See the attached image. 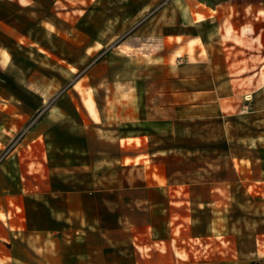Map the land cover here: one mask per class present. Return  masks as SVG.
Listing matches in <instances>:
<instances>
[{
	"label": "crops",
	"instance_id": "0c3cea01",
	"mask_svg": "<svg viewBox=\"0 0 264 264\" xmlns=\"http://www.w3.org/2000/svg\"><path fill=\"white\" fill-rule=\"evenodd\" d=\"M160 2L0 0V264H264V100L226 127L232 101L264 95V0L185 1L219 55L176 69L152 106L137 94L123 125L135 135L74 116L13 131L48 105L47 66L71 80L98 48L143 31L134 20H154ZM198 120L220 134L193 135Z\"/></svg>",
	"mask_w": 264,
	"mask_h": 264
},
{
	"label": "rangeland",
	"instance_id": "374dc122",
	"mask_svg": "<svg viewBox=\"0 0 264 264\" xmlns=\"http://www.w3.org/2000/svg\"><path fill=\"white\" fill-rule=\"evenodd\" d=\"M169 1L161 0L159 4H155L156 13H159V9L161 12L154 20L148 19L152 17L147 15L134 20L136 22L134 25H144L143 31H133L113 46L98 48L86 61L83 62L82 59L79 69L73 71L75 76L71 80L63 79L60 70H52L51 67L54 65L47 66L48 78H44L43 81L47 84L45 90L48 91V105L44 111L33 113L27 121L21 123L20 127L13 129L16 137L19 139L26 135L31 126L45 116L52 122L66 119V116H74L76 119L88 120L92 125L96 121L98 130L112 132L113 135H119L121 132L127 133L129 137L135 135V128L132 126L135 116L131 110L127 111L126 107L137 99V94H140V102L145 107L152 106L154 97H157L154 96L155 93L166 92L169 81L175 78L176 69L183 65L201 66V64L186 63L212 54L219 55L216 49L219 45L216 41H211L212 51V47H209L206 38L207 28L192 22L186 17V12H183L185 1L188 0L176 1V8L179 11L176 21H170L167 12ZM233 1L238 7L245 2V0ZM173 7L175 8L174 4ZM180 13L182 15H179ZM62 66L70 69L73 67L71 64L70 66L61 64L60 67ZM260 99L264 100V95L254 97L252 100L246 97L242 101H232L236 108L235 112H230L231 116L227 117L226 127H232L236 121L235 117H244L243 115L248 114L253 109L252 104ZM60 102L67 104L74 111L67 113L58 110L56 105ZM53 106L54 110L48 111ZM89 107L93 109L94 116L89 112ZM145 111L148 113L149 110L145 108ZM262 114L264 113L257 115ZM127 121L132 124L128 127L123 126ZM213 122L211 127L205 120L195 121L193 124L196 125V130L193 131V135L212 137L220 134V127L215 124L217 120ZM257 125L261 127L260 130H264L262 128L264 123ZM130 153H132L131 148ZM133 178L134 175L130 172V181ZM250 193L253 194V191ZM256 196L264 197V192H258ZM224 198L225 206L220 207V210L222 208L225 210V218L219 227L221 231L228 230L227 223L232 210L231 196L226 193ZM217 215L215 214L214 217Z\"/></svg>",
	"mask_w": 264,
	"mask_h": 264
},
{
	"label": "snow or ice",
	"instance_id": "6c2138e0",
	"mask_svg": "<svg viewBox=\"0 0 264 264\" xmlns=\"http://www.w3.org/2000/svg\"><path fill=\"white\" fill-rule=\"evenodd\" d=\"M25 2V0H21V3H24Z\"/></svg>",
	"mask_w": 264,
	"mask_h": 264
}]
</instances>
